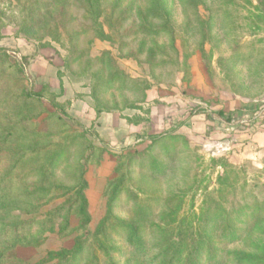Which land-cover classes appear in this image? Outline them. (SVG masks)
<instances>
[{"label":"rangeland","instance_id":"374dc122","mask_svg":"<svg viewBox=\"0 0 264 264\" xmlns=\"http://www.w3.org/2000/svg\"><path fill=\"white\" fill-rule=\"evenodd\" d=\"M46 4L25 29L0 0V138L12 130L0 140V219L20 222L0 251L14 237L37 243L15 244L7 263L79 242L74 264H158L161 231L190 240L208 213L242 206L257 213L233 224L242 238L222 240L221 222L201 264H264V0H98V16L84 0ZM22 88L42 96L24 103Z\"/></svg>","mask_w":264,"mask_h":264},{"label":"trees","instance_id":"16d2710c","mask_svg":"<svg viewBox=\"0 0 264 264\" xmlns=\"http://www.w3.org/2000/svg\"><path fill=\"white\" fill-rule=\"evenodd\" d=\"M10 1L14 2L19 7V13H20L19 22H20V25L24 27L25 29L26 28L34 29L36 26H39V24H41L44 17L49 16V13L47 14L46 12L48 10V7L50 6L49 4H46L48 0L47 1L45 0H10ZM84 1L88 5L87 7L89 10V14L91 16H98V10H99L98 4H97L98 0H84ZM2 22L3 20L2 18H0V28L4 26ZM0 38H1V34H0ZM7 56L8 55L6 54V52L0 48V60L2 61L8 60ZM22 61H24L25 63L26 58L23 57ZM9 66L14 68L13 71H16L18 73H23L22 63L12 62L11 64H9ZM20 94H21V98L24 101V103H32L35 100H39L42 96L40 92H32L29 90H24V88H22ZM7 101H9V96L6 100H4V103H6ZM52 104L54 107L60 108V106H58V104L55 103L54 101H52ZM28 105L30 106L31 104H28ZM96 113L99 114L100 110L96 109ZM10 130H11L10 127L6 128V131L8 133L6 134V136H2L0 140H6L7 137H9V135L12 134V130L11 131ZM24 132H25V129H24ZM5 151L7 150H4V151L2 150L0 153H5ZM15 167H16V163L14 165L12 164L10 168L11 170H8L7 173L12 174ZM4 196L5 195L3 194L2 199H0V206H3V207L6 201V200H3ZM117 196L118 195L114 193L113 197L109 200L108 211L110 215H111L112 207L113 205H115V201L118 198ZM79 198H80L79 211L81 212V216L83 217V219H88L86 209H85L86 199L84 195H82L81 192H79ZM237 212L238 214L234 215L231 218L229 215H226V214L224 215L220 211H217V212L214 211V212L208 213L207 215L204 216V219H203L204 221H206V223L208 222V228L206 229V231H204L206 235L201 231L197 233L195 237H193L190 240L182 241L181 235L178 234V241H176L174 240L175 235L173 233V230L166 229L164 231H161V234L167 237L169 236L168 237L169 243H167L161 250L160 256L162 258L159 259L158 264H201L202 260L205 258L209 259L208 261H210L211 259H214L215 253L211 249V246L213 244V240H212L213 236L211 234L213 233L212 231L218 227V224H220L221 222L222 224H224V226L222 225V228H220V238L222 240H226V241L240 240L242 238L243 232H240V230H238V228H235L233 224L236 223L237 221H240V219L238 218L239 216L240 217L250 216V218H253L254 215L257 214L255 210L247 211L242 206L238 208ZM110 215L107 214L102 219L101 223L97 226L98 236L96 237V241L99 243H102L103 240L104 242L108 241V236L106 234V230L108 228L105 226V222L110 218ZM8 217L9 216H3L0 219V234H4L11 230H15L13 228L20 225V222L18 221L16 222L14 220V216H10V220L7 219ZM124 225H128V227H131L130 224L124 223ZM168 225L169 224H167V226ZM131 228L134 232L131 239H134V241L138 243V246H140V243L143 240V237H141L140 235H137L136 228H133V227ZM210 232L211 234H208ZM12 242H13L12 246L11 245L6 246L2 251H0V264H9L7 263L8 259L5 253L8 249L12 248L15 244L19 243L25 246H28V245L35 246L37 244L36 241L24 240L19 237H14ZM80 249H81V243L76 242L75 246H73L71 250L62 249L61 251H58V252H49L48 256L46 258L39 260L37 264H44L45 262L55 260V259H57L62 264L63 263L74 264V262H72L73 260L72 257H75L77 254H79L78 252H80ZM204 251H207V255L203 254ZM20 264H26V263L22 262Z\"/></svg>","mask_w":264,"mask_h":264},{"label":"crops","instance_id":"0c3cea01","mask_svg":"<svg viewBox=\"0 0 264 264\" xmlns=\"http://www.w3.org/2000/svg\"><path fill=\"white\" fill-rule=\"evenodd\" d=\"M262 129V128H261ZM261 135V134H260ZM262 135H264V134H262ZM262 139L264 140V136H262ZM257 142L259 141V140H256Z\"/></svg>","mask_w":264,"mask_h":264}]
</instances>
